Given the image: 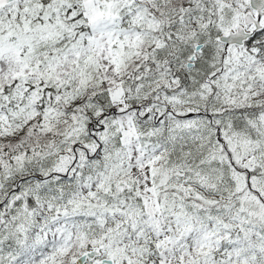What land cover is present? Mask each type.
I'll use <instances>...</instances> for the list:
<instances>
[{
    "label": "snow or ice",
    "instance_id": "obj_1",
    "mask_svg": "<svg viewBox=\"0 0 264 264\" xmlns=\"http://www.w3.org/2000/svg\"><path fill=\"white\" fill-rule=\"evenodd\" d=\"M0 264H264V0H0Z\"/></svg>",
    "mask_w": 264,
    "mask_h": 264
}]
</instances>
